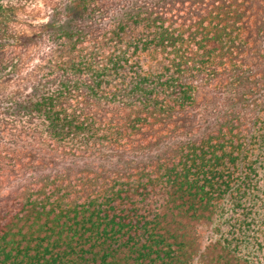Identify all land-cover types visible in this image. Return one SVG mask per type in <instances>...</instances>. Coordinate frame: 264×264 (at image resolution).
<instances>
[{"label":"trees","instance_id":"obj_1","mask_svg":"<svg viewBox=\"0 0 264 264\" xmlns=\"http://www.w3.org/2000/svg\"><path fill=\"white\" fill-rule=\"evenodd\" d=\"M104 1L54 11L38 82L0 110V264H264V74L242 61L264 0ZM217 68L197 102L188 77Z\"/></svg>","mask_w":264,"mask_h":264},{"label":"rangeland","instance_id":"obj_2","mask_svg":"<svg viewBox=\"0 0 264 264\" xmlns=\"http://www.w3.org/2000/svg\"><path fill=\"white\" fill-rule=\"evenodd\" d=\"M114 0H105L103 4L113 7ZM67 0H12L6 2L0 13V59L4 64L5 74L0 76V110L9 102L27 93L31 86L38 82L36 66L48 55L51 44L47 41L42 30L43 25L53 15L55 10ZM90 31L96 33L102 26V21L92 23ZM247 45L243 47L242 61L246 63L254 75L264 74V57L262 41L259 36L249 29L246 33ZM217 74H205L203 71L193 72L188 81L194 86L197 102L203 100L217 101L222 98L219 86L224 84V71L216 69ZM182 124H193L195 116L187 114L174 119ZM12 135L10 125L2 126L0 142L4 135ZM17 138V137H16ZM28 141H25L26 144ZM27 145V144H26ZM31 158L37 159L41 165H47L55 160L43 145L25 147V152ZM31 154H30V153ZM18 170L10 169L0 172V199L9 193L19 176ZM205 238L204 229H199Z\"/></svg>","mask_w":264,"mask_h":264}]
</instances>
